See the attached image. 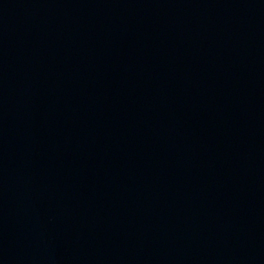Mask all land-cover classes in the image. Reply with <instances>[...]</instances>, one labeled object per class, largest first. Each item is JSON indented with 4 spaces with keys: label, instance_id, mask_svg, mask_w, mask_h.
Returning <instances> with one entry per match:
<instances>
[{
    "label": "water",
    "instance_id": "water-1",
    "mask_svg": "<svg viewBox=\"0 0 264 264\" xmlns=\"http://www.w3.org/2000/svg\"><path fill=\"white\" fill-rule=\"evenodd\" d=\"M0 264H264V0H0Z\"/></svg>",
    "mask_w": 264,
    "mask_h": 264
}]
</instances>
